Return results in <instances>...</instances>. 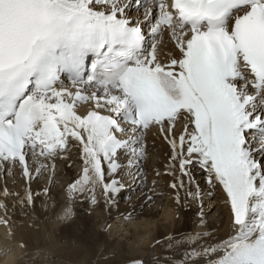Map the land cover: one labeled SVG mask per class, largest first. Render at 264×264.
Wrapping results in <instances>:
<instances>
[{"label": "snow or ice", "instance_id": "6c2138e0", "mask_svg": "<svg viewBox=\"0 0 264 264\" xmlns=\"http://www.w3.org/2000/svg\"><path fill=\"white\" fill-rule=\"evenodd\" d=\"M134 4L144 9L142 20L126 14L133 0H0V161L18 162L31 179L26 157H54L71 137L82 145L84 167L69 193L91 192L95 204L99 184L112 202L109 194L122 185L105 182L102 161L115 173L120 150L142 159L144 133L158 127L180 171L191 182L188 165L206 170L232 213L233 235L186 257L192 264H264V160L256 159L264 154V0ZM164 31L180 52L167 62L155 39ZM62 76L83 87H63ZM83 103L93 107L78 114ZM181 118L186 123L176 136ZM188 195L199 197V189ZM26 199L32 202L30 191ZM72 215L65 208L60 218Z\"/></svg>", "mask_w": 264, "mask_h": 264}, {"label": "bare ground", "instance_id": "6f19581e", "mask_svg": "<svg viewBox=\"0 0 264 264\" xmlns=\"http://www.w3.org/2000/svg\"><path fill=\"white\" fill-rule=\"evenodd\" d=\"M126 13L130 18H142L141 10L136 8ZM156 41L161 61L167 62L169 54L180 56L167 34ZM92 107L91 103L79 104L77 113L83 114ZM185 123L183 118L179 120L176 136L183 131ZM68 146L72 153L64 151L53 158L39 176L38 167H34L31 179L27 180L16 163L7 164L4 172L0 169V203L5 206L0 208V217L8 221L2 226L0 264H179L180 261L192 264L186 252L217 244L234 234L232 213L222 185L215 180L209 183L207 171L195 162L187 166L190 182L189 176L180 171L179 160H172L171 145L158 127L144 133V161L136 160L132 168V175H137L141 164L147 185L125 204L119 203L122 194L128 197L132 191L125 189V183L119 179L124 163L130 165V159L123 161V150L118 152L120 167L115 173H109L108 162L102 161L105 182L118 181L121 191L110 193L112 202H107L102 186L97 184L96 203L92 204L91 192L68 191V186L82 176L84 167L82 145L69 138ZM76 166L78 173L73 175ZM2 173L11 179L2 178ZM124 176L129 174L126 172ZM195 177L205 181L198 198L188 195L197 192V185L193 184ZM173 184L177 187L173 188ZM5 189L8 195H4ZM28 191L32 194L31 203L26 199ZM205 196L210 199L208 206L214 219L205 215L202 205ZM152 203L154 207L146 209ZM65 208L72 210L69 220L60 218ZM205 232L210 235L195 242L189 239L192 234ZM207 259L199 258L197 264H205Z\"/></svg>", "mask_w": 264, "mask_h": 264}, {"label": "rangeland", "instance_id": "374dc122", "mask_svg": "<svg viewBox=\"0 0 264 264\" xmlns=\"http://www.w3.org/2000/svg\"><path fill=\"white\" fill-rule=\"evenodd\" d=\"M77 180V179H76ZM195 181H196V183H198V185H200V187H198L197 186V190L199 189V190H202V187H203V180H201L200 178H198V179H195ZM138 192L139 191H136V192H134V194L129 198V199H125L122 203H127V201L128 200H130V199H132L133 198V196H135L136 194H138ZM205 192V191H204ZM206 197L207 196H205L204 198H203V202H202V205H203V209L205 210V215H207L206 217H207V219H214V217H215V215L214 214H211L212 213V211H210V206H208V202H210V199H206ZM198 198V197H197ZM119 203H121L120 201H119ZM154 207V203H152V204H150V205H148V206H146V209H151V208H153ZM211 214V215H210ZM137 215V214H136ZM212 217V218H211ZM134 220H132V222H133ZM125 222H128V220H126ZM116 224H119V222H117ZM125 232V230L122 232V233H124ZM123 253V252H122Z\"/></svg>", "mask_w": 264, "mask_h": 264}]
</instances>
